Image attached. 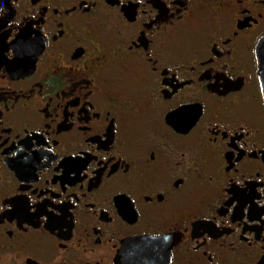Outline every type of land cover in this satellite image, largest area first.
<instances>
[{
  "label": "flooded vegetation",
  "instance_id": "1",
  "mask_svg": "<svg viewBox=\"0 0 264 264\" xmlns=\"http://www.w3.org/2000/svg\"><path fill=\"white\" fill-rule=\"evenodd\" d=\"M137 4L0 0V264L264 256V0Z\"/></svg>",
  "mask_w": 264,
  "mask_h": 264
},
{
  "label": "snow or ice",
  "instance_id": "2",
  "mask_svg": "<svg viewBox=\"0 0 264 264\" xmlns=\"http://www.w3.org/2000/svg\"><path fill=\"white\" fill-rule=\"evenodd\" d=\"M124 2V0H118V2H109L108 0V3L109 4H122ZM139 3H143V0H138V4ZM149 3H152V4H156V6L158 8H160V12H159V15L158 17H155V18H152L150 19V21L147 23L146 25V28L147 29H152V26L153 24H156V25H161V22H169V9L172 8V3H175V4H182V3H185V0H172V3H169L167 6H163L160 2V0H149ZM137 4V6H138ZM174 11L176 12H179V9H174ZM131 16H134V19H135V13H131L130 14ZM133 19V20H134ZM145 36H147V32L144 33ZM151 41L146 39L145 40V47L148 48V44L150 43ZM137 47H139V45L137 44ZM152 56V49L151 48H148V51L146 53V57L148 58H151ZM171 82L168 81V82H165V86L167 87L168 84H170ZM172 87H176V85H172ZM229 87V84L228 83H225L224 85V88L225 90H227V88ZM185 110H181V112H184ZM0 115H2V113H0ZM174 115H179V114H176L174 113ZM200 115V112L199 110H196L195 111V114H192L190 116V123L191 124H194L198 118V116ZM179 118L181 120H184V119H189V117L187 116H179ZM241 148H243V145H240ZM5 203H8L7 201H0V211L3 210V206ZM2 219V218H0ZM259 264H264V256H262L260 259H259Z\"/></svg>",
  "mask_w": 264,
  "mask_h": 264
},
{
  "label": "water",
  "instance_id": "3",
  "mask_svg": "<svg viewBox=\"0 0 264 264\" xmlns=\"http://www.w3.org/2000/svg\"><path fill=\"white\" fill-rule=\"evenodd\" d=\"M255 53L257 59V67L259 71L260 84L264 95V36L258 41ZM151 241V238L147 236L142 239L135 240L134 243H149Z\"/></svg>",
  "mask_w": 264,
  "mask_h": 264
}]
</instances>
